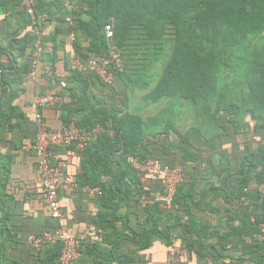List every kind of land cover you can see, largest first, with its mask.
Listing matches in <instances>:
<instances>
[{
	"label": "trees",
	"instance_id": "1",
	"mask_svg": "<svg viewBox=\"0 0 264 264\" xmlns=\"http://www.w3.org/2000/svg\"><path fill=\"white\" fill-rule=\"evenodd\" d=\"M82 2V9L69 10L58 7V23L50 37L46 32L47 21H53L49 9L44 6L34 8L36 18L40 14L49 13L40 23L44 50L37 68L38 82L46 42L51 40L56 43L60 36L75 34L76 56L70 67L71 78L79 82L95 79L99 85L111 91L112 100L115 101L114 95L122 91L124 84L129 86L140 83L141 74L131 75L128 71L131 57L142 52V35L146 34V37L152 40V45L158 46L162 44L163 30L172 28L175 37L173 51L166 59L157 84L147 94V99L151 102L172 98L192 101L196 125L186 134L179 135L180 139L177 141L170 139L167 132L166 137L157 143L154 138L144 134V122L139 114L128 112L117 118L115 116V119L110 121V118H113L111 113L119 109H105L107 102L104 105L93 104L92 97H83L78 110H85L87 116L77 120L70 113L65 114L64 126L74 122L77 126L90 130L96 125H101L104 132L94 137L89 146L80 152L83 170L77 178L74 177L79 185L75 193H81L84 187L99 188L101 193L98 195L102 203L110 208L112 215H115L124 202H131L136 206V214L146 216L141 232L133 231L131 236L121 234L117 240L127 237L143 248L151 244L154 236H158L168 247V257L171 248L178 246L181 249L187 248L189 256L196 253L203 257L206 255L205 258H220L223 262L231 260L240 264H264V240L261 238L264 236V147L256 153L244 155L233 164L223 155L219 159L220 171L211 174L219 183L214 187L195 189L197 182L204 181L207 175V172H200L196 165L202 164L206 159L212 162L211 155L205 159L202 148L212 151L217 140L229 137L232 132L239 133L245 128L242 122L248 117L257 122V127H264V63L252 67L251 42L246 43V39L253 37L250 35L252 32L261 38L263 27L251 30L245 35L238 31L240 21L249 25L254 19L259 20L258 18L264 15V0ZM26 13L30 19L31 32L27 37L30 51L26 55L27 62L17 68L25 79L32 67V55L38 36L27 10ZM68 15H71L74 23L66 20ZM82 17H86V20ZM110 22H113L114 26L112 41H108L104 33V26ZM222 30L229 33V42L234 39L236 46L243 45L240 53L244 59L243 62H237L236 67H232V63L228 62V43L216 37V33ZM263 39L264 37L260 40ZM213 42L218 46L203 50L206 44ZM86 43L88 46L84 47ZM112 45L118 49L123 62L122 69L114 71L112 84L104 83L91 72L72 69L77 59L86 62L91 58L108 57ZM24 48L27 49L25 45ZM232 49L235 47L231 46L230 51ZM160 58V55H157L156 61L162 59ZM220 62H224L222 66ZM0 71L4 75L0 78V84H9L10 80L5 75V66L1 61ZM141 84L146 89L149 88L148 83ZM117 88L119 90H116ZM8 97L2 102L0 96V132L4 129L10 130L9 114L14 111L8 106ZM61 103L58 105L63 106ZM174 127L173 122L167 125L169 130ZM36 128L35 121L33 145ZM108 130H114L113 137L109 136ZM69 147L76 150L73 146ZM148 159H156L163 165L180 167L183 170L184 179L178 185L173 208L170 210L161 208L162 202L157 199L165 193L160 177H148L147 181H154L155 185L146 184L147 181L142 183L139 172L132 166L134 160ZM8 160L9 158L6 160L0 153L1 233L7 232L6 220L13 207V198L7 194L5 187L9 181V169L5 163ZM143 194L149 195L153 201L145 208L139 204ZM63 195L62 193L61 197ZM212 201L217 204L214 205ZM203 205L215 217L199 220L193 213V208L203 211ZM49 247L56 250L52 264H57L61 244L46 246L45 249ZM31 252L34 255L32 249ZM179 256L177 254L176 259Z\"/></svg>",
	"mask_w": 264,
	"mask_h": 264
},
{
	"label": "crops",
	"instance_id": "2",
	"mask_svg": "<svg viewBox=\"0 0 264 264\" xmlns=\"http://www.w3.org/2000/svg\"><path fill=\"white\" fill-rule=\"evenodd\" d=\"M28 5L49 9L53 21H47L46 32L50 37L58 23V7L69 10L82 9L84 3L82 0H0V61L5 66L6 77L10 80L7 85L1 82L0 96L2 102L9 96L8 106L14 111L9 114L10 130L4 129L0 132V153L6 160L9 158L5 161L9 169V181L5 187L7 194L13 198V207L6 220L7 232L1 233L0 229V264H52L56 254L54 247L43 248L33 255L27 239L32 235L52 231L58 226L74 235H85L77 264H240L231 260L223 262L219 257L218 260L205 258L206 255L203 257L196 253L192 256L179 253V258L172 262L168 257V247L158 236H154L151 244L143 248L127 237L117 240L118 235L131 236L133 231L141 232L146 216L136 214V206L131 202H124L115 215H112L110 208L102 203L96 192L82 191L70 197L63 195L62 217H51L41 200L42 183L33 150L35 120L29 107L35 95L50 94L61 98L63 106L57 105L43 111L46 125L56 130L64 126L65 114L70 113L77 120L87 116L85 110H78L82 98L87 96L93 98V104L104 105L107 102L105 109H119L111 113L113 118H110V121H113L115 116L117 118L128 112L139 114L144 122V134L154 138L157 143L166 137L167 132L170 139L179 140V135L186 134L190 128L195 127L196 118L193 102L188 103L190 100L179 101L172 98L159 102L149 101L147 94L158 80L147 89L140 83L129 86L124 84L122 91L114 95V101L111 91L103 88L95 79L79 82L71 78L70 67L76 56L75 34L60 36L56 43L48 40L39 82L35 85L26 80L17 68L27 62L26 55L30 51L27 39L31 32L30 19L26 13ZM82 18L86 20V17ZM66 20L74 23L71 15H68ZM87 44L84 47L88 46ZM0 74L2 79L3 72L0 71ZM60 82H65L66 88H62ZM171 122L175 127L169 130L167 125ZM242 124L245 128L237 134L232 132L229 137L217 140L212 151L201 149L205 159L211 155L213 163L206 159L202 164L196 165L200 172H207L206 179L195 185L196 190L214 187L219 183L211 174L220 171L219 159L223 155L233 164L244 155L256 153L264 147V127H257V122L249 117ZM108 134L113 137L114 130H108ZM51 160L75 178L83 170L80 152L69 146L53 148ZM146 184L155 185V182L148 180ZM215 202L214 205L217 204ZM202 207L203 211L193 208V213L199 220L215 217L207 207Z\"/></svg>",
	"mask_w": 264,
	"mask_h": 264
},
{
	"label": "built area",
	"instance_id": "3",
	"mask_svg": "<svg viewBox=\"0 0 264 264\" xmlns=\"http://www.w3.org/2000/svg\"><path fill=\"white\" fill-rule=\"evenodd\" d=\"M28 14L33 20L37 31V40L34 45L32 55V67L26 75V80L33 84L38 83L37 68L41 54L43 53L42 36L40 23L47 18V14H40L36 18L35 9L32 5H28ZM104 33L108 41L114 38L113 22L104 26ZM123 62L118 49L112 45L109 49L108 57L91 58L86 62L77 59L72 69L79 72H91L106 84H112L114 81V71L122 69ZM62 87H66L65 82L61 83ZM61 98L57 95L37 94L35 95L29 107L30 113L36 121V138L33 150L37 158V170L42 183L41 200L49 212L55 218L60 219L63 211L60 205L61 194L72 196L78 189L79 185L74 177L66 174L61 165L52 163V150L57 146H73L79 152L84 151L92 142L93 138L104 132V127L96 125L90 130L77 126L74 122L63 126L61 129H51L44 121L43 111L46 108L57 106L61 103ZM132 166L140 174L142 183H145L149 176L160 177L165 193L160 195V207L163 209H172L174 198L178 189V185L184 179L183 170L180 167H170L163 165L159 160L148 159L145 161L134 160ZM86 192H96L100 194L97 188L84 187L81 189ZM152 200L147 194H143L139 199L141 207L145 208L152 204ZM263 232H264V226ZM85 235H74L69 231L57 228L52 231H46L38 235H32L27 239V244L35 252H40L43 248L50 245L61 244V253L57 264H77L81 255V249ZM264 240V236H261ZM188 255L187 248H179L173 246L169 253V259L174 262L177 254Z\"/></svg>",
	"mask_w": 264,
	"mask_h": 264
},
{
	"label": "rangeland",
	"instance_id": "4",
	"mask_svg": "<svg viewBox=\"0 0 264 264\" xmlns=\"http://www.w3.org/2000/svg\"><path fill=\"white\" fill-rule=\"evenodd\" d=\"M263 16L261 18H258L259 20L254 19L249 25H246V22L240 21L238 24V31H241L242 34L245 35L247 32L251 30H255L259 27L260 28L263 27L261 31V36L264 37V19L262 20V18H264ZM227 34H229L227 33V31L222 30L216 33V37L218 36V38L222 42L228 43L229 46L226 50V56L228 58V62L232 63V67H236L237 62H240V61L243 62V59H244V57L241 56V53H240V50L243 49L242 48L243 45L241 46V44H239V46H236L234 39L232 40L230 39V42H229ZM250 35H253V37H251L249 40L246 39V43L251 42L250 62H251L252 67H256L257 64L259 65V63H264V39L260 40L262 37L259 38V35L255 34L254 32H252ZM141 40L143 41V43L140 44L142 52L140 51L141 53L137 54L135 57H131V62H129L130 71L128 72L131 75L141 74L140 77L138 76L139 79L141 78L140 84L146 82L148 83L149 87H152L153 84L158 80L159 74H161L164 68V65L166 63V59L170 57L173 51V48L175 45L174 31L172 28L164 29L162 33V40H161L162 44L160 43L158 46L157 44L152 45V40L147 38L146 34L142 35ZM215 46H218V45L214 42L208 43L203 47V50L205 48L208 49V48H213ZM231 46L232 47L234 46L235 49L234 50L232 49L230 51ZM157 55H160L162 59L160 58L161 60L156 61ZM123 59H124V63H126L125 57H123ZM220 63H221L220 65L222 66L224 62H220ZM136 70H139V71L135 73ZM133 78H135V76ZM188 103H192V102L189 101Z\"/></svg>",
	"mask_w": 264,
	"mask_h": 264
}]
</instances>
